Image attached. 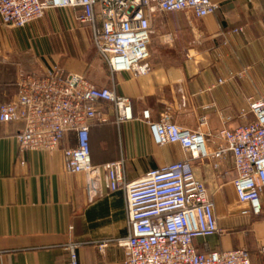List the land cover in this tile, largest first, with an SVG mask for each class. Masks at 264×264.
Returning a JSON list of instances; mask_svg holds the SVG:
<instances>
[{
	"label": "crops",
	"instance_id": "obj_1",
	"mask_svg": "<svg viewBox=\"0 0 264 264\" xmlns=\"http://www.w3.org/2000/svg\"><path fill=\"white\" fill-rule=\"evenodd\" d=\"M212 16L192 11L158 13L146 76L112 74L93 44V28L75 10L47 12L24 29L0 18V106L16 98L23 74L59 66L85 75L99 89L133 102L135 119L118 123L111 104H98L90 127L92 164L125 161L128 182L151 170L190 159L179 145L155 144L142 113L158 121L165 112L181 127L216 136L253 118H241L250 98H264V0H211ZM23 123H0V264H124L119 240L129 236L126 199L111 192L102 172L94 187L85 174H69L64 149L76 145L70 133L52 152H22L17 136ZM216 148L218 142L211 140ZM193 160L196 177L214 203L219 233L195 241L199 253L246 249L252 264H264V194L261 216H242L231 157ZM109 242L103 249L100 246Z\"/></svg>",
	"mask_w": 264,
	"mask_h": 264
},
{
	"label": "built area",
	"instance_id": "obj_2",
	"mask_svg": "<svg viewBox=\"0 0 264 264\" xmlns=\"http://www.w3.org/2000/svg\"><path fill=\"white\" fill-rule=\"evenodd\" d=\"M218 8L211 0H0V18L5 26L24 29L50 10L78 11L80 21L93 28L95 50L110 72L143 77L153 70L149 45L156 14L192 11L206 18ZM100 102L112 105L118 123L135 119L131 99L95 87L85 75L51 66L21 75L16 98L0 106V123L24 124L17 136L22 152L56 151L70 133L76 134V145L64 149L66 171L85 174L89 187L104 172L107 189L125 196L130 234L117 242L124 251V264H252L246 249L198 252L195 241L220 230L214 203L192 161L213 159L218 168L219 162L231 157L237 199L248 206L241 215L261 216L264 98H250L241 110V118H253L246 125L225 127L216 136L181 127L169 112L158 121L149 111L143 112L155 144L179 145L190 159L151 170L134 182L126 180L124 160L101 167L92 164L90 127L99 117ZM213 138L216 148L210 146ZM75 249L70 247L71 264H78Z\"/></svg>",
	"mask_w": 264,
	"mask_h": 264
}]
</instances>
